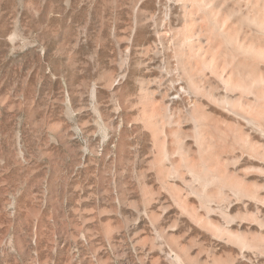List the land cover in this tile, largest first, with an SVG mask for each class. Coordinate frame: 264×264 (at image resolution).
<instances>
[{"label":"rangeland","instance_id":"1","mask_svg":"<svg viewBox=\"0 0 264 264\" xmlns=\"http://www.w3.org/2000/svg\"><path fill=\"white\" fill-rule=\"evenodd\" d=\"M188 3L169 4L176 53L205 22ZM155 9L0 0V264H264V128L220 107L200 130L177 122L184 103L151 69ZM193 35L197 51L209 37Z\"/></svg>","mask_w":264,"mask_h":264},{"label":"bare ground","instance_id":"2","mask_svg":"<svg viewBox=\"0 0 264 264\" xmlns=\"http://www.w3.org/2000/svg\"><path fill=\"white\" fill-rule=\"evenodd\" d=\"M171 1L173 0H156V9L149 12V22L154 32L158 35V41L150 46V50L153 55L151 59L154 61L157 54L165 56L163 64H152L153 68L151 69L155 70L158 68L161 73L169 75V78H171V89L175 91V95L172 94L171 99H180L186 108L185 113L184 109L181 110L182 107L181 109L178 107L184 112L183 114L180 111H176L177 113L173 111L174 116L179 119L177 122L182 121L183 118L194 119L199 121V124L202 122L201 126L196 124V127L198 126L197 128L200 130V127L207 126V122H218L217 118L219 117L216 114L215 107H220L222 108L221 110L226 111L227 114H230L229 116H232L237 121L252 123L257 130L264 128L262 127L264 124L261 122L263 119L264 123V0H177L183 3L182 7L187 8V5H189L188 1H191L196 6H199V9H202V12L199 11L204 16L202 19L205 22L202 27H198L199 30L198 33L196 32L197 34L195 33V36H197L196 39L198 40L203 32L205 37L208 34L209 38L203 37L205 41L201 40L202 43L196 42L200 45H203L204 42L205 45L207 44L206 47L211 48L214 42H211L213 40L212 37L219 38L221 43H223H220V45L224 46L223 48L219 46L218 54L216 52L215 54H210V51L206 50L205 45L199 46L197 51H194V47L198 44L194 45V38L191 37L193 34H190L191 36L186 35L185 41H177L184 53L180 50L179 53H176L178 48L175 49L169 45L165 37L166 31L173 28L169 9ZM187 10L189 11H186V13H190V16L192 14L193 16L195 15L193 9ZM199 18L201 17L199 16ZM228 19H230L231 25L226 24V20L229 23ZM204 24L206 25L203 26ZM171 49H175L174 52ZM208 55L210 59L207 60ZM196 61L201 63V68H199V62L197 63ZM195 68L199 70H207L208 68L210 76H206L203 71L205 75H202V73L200 75L199 72H196L199 74L196 75ZM155 77L154 79L152 78V82L156 84L157 81L160 82L161 75L160 79ZM157 84L160 85L162 82L160 84L157 82ZM261 107L263 108L262 110ZM160 116L162 117L163 115L160 114ZM181 117L183 118L180 119ZM174 120L176 119L174 118ZM176 129L178 136L181 137L182 134L179 135V133L184 131ZM176 129L174 128V130ZM204 129L205 131L201 128L203 133L202 131L200 132V134L202 133L200 135L201 143H208L209 140L211 142L212 140H218L220 143L229 145V147L238 143L239 139H236V141L229 138L222 130V132L220 130V132H217V130L216 134L212 133L213 135L207 136V130L206 128ZM178 131L180 132L178 133ZM207 139L209 140L206 141Z\"/></svg>","mask_w":264,"mask_h":264}]
</instances>
